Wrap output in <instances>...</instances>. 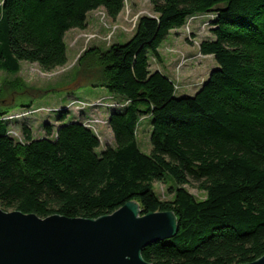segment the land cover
<instances>
[{
    "label": "trees",
    "instance_id": "trees-1",
    "mask_svg": "<svg viewBox=\"0 0 264 264\" xmlns=\"http://www.w3.org/2000/svg\"><path fill=\"white\" fill-rule=\"evenodd\" d=\"M124 1L2 0L0 70L16 75L21 62L44 72L63 67L66 32L84 30L99 8L116 20ZM148 1L156 16H140L126 42L89 46L77 59L79 72H97L88 85L105 90L98 99L116 104L106 108L114 145L96 152L100 139L83 123L90 108L63 124L73 100L49 110L59 113L58 125L43 123L41 137H33L28 118L4 119L13 113L0 101V208L95 219L135 201L141 215L172 211L177 221L173 237L142 249L145 261H254L264 255V0ZM204 13L214 18L199 50L217 66L192 96L177 97L174 81L152 70L150 57L159 60L170 32ZM18 103L16 112L40 107L31 99ZM144 117L148 154L137 142ZM16 127L22 140L9 133ZM155 182H173L172 198L162 200ZM186 186L205 197L196 199Z\"/></svg>",
    "mask_w": 264,
    "mask_h": 264
},
{
    "label": "rangeland",
    "instance_id": "rangeland-1",
    "mask_svg": "<svg viewBox=\"0 0 264 264\" xmlns=\"http://www.w3.org/2000/svg\"><path fill=\"white\" fill-rule=\"evenodd\" d=\"M142 15L156 16L148 0H125L124 8L116 20H111L102 8L90 12L87 18V27L84 30H70L65 36L68 46V61L63 67L51 72H44L36 64L22 62L20 72L16 75L0 70V101L9 103L8 106H11L9 113H15L20 108L18 102L21 99H31L32 105L46 109L64 107L76 98H82L92 103L96 98H88L89 92L93 89L89 87L88 83L96 80L97 72H79L77 67L79 55L89 46H99L105 49L114 42H126L134 33L137 20ZM209 21L210 15L186 20L183 27L172 30L160 45L159 60L161 57V62L150 57L151 69L159 67L174 81L177 87L175 93L177 97L192 96L201 80L204 77L207 79L209 72L216 66L213 58L202 55L199 50L200 42L211 37ZM17 79H21L22 84L18 85ZM22 89H26L28 93H24L25 95L19 93ZM89 108H85L88 109V114H93L102 120L107 119L106 108L97 105ZM69 111L70 115L62 121L63 124L70 122L71 116L75 118L79 116L75 106L71 107ZM58 117V112L51 113L41 110L28 117L26 123L31 127L33 137H41L44 135L43 123L54 124ZM144 120L141 119L137 127V142L142 152L148 154L151 150L150 121ZM108 128L107 123L102 121L98 123L97 135L101 144L96 149L97 153L105 145H114L112 133ZM15 131L16 139L22 140L18 127L15 128ZM172 184L173 182H155L153 189L162 200H169L172 198V194L169 192L168 186ZM186 188L196 199L200 200L205 197L204 192L195 186H186Z\"/></svg>",
    "mask_w": 264,
    "mask_h": 264
},
{
    "label": "water",
    "instance_id": "water-1",
    "mask_svg": "<svg viewBox=\"0 0 264 264\" xmlns=\"http://www.w3.org/2000/svg\"><path fill=\"white\" fill-rule=\"evenodd\" d=\"M176 232L172 211L141 215L135 201L95 219L0 208V264H152L142 249Z\"/></svg>",
    "mask_w": 264,
    "mask_h": 264
},
{
    "label": "built area",
    "instance_id": "built-area-1",
    "mask_svg": "<svg viewBox=\"0 0 264 264\" xmlns=\"http://www.w3.org/2000/svg\"><path fill=\"white\" fill-rule=\"evenodd\" d=\"M207 15H210V21L208 23L211 22V19L214 18V15L211 13H204V14H197V15H193L187 18V20H193V19H197L199 17H205ZM97 105L98 107H113L116 106V104L113 102H106L104 100L97 99L95 101L91 102H87V101H82V100H73L69 103L68 107H74L77 110H84L85 108H89L91 106H95ZM44 111L47 110L49 111L50 109H46L45 107H32V108H28V109H23L21 111H18V113H13V114H8L4 117V119H19L22 120L24 118H28L30 117L32 114H34L36 111ZM102 121L103 123H107L106 120H102L99 119L98 117H95L93 114H89L83 121L84 125L87 126L89 129H91L95 134H98V123ZM9 133L13 136H15L17 133L14 129H10Z\"/></svg>",
    "mask_w": 264,
    "mask_h": 264
},
{
    "label": "crops",
    "instance_id": "crops-1",
    "mask_svg": "<svg viewBox=\"0 0 264 264\" xmlns=\"http://www.w3.org/2000/svg\"><path fill=\"white\" fill-rule=\"evenodd\" d=\"M90 14V13H89ZM71 30H74V29H71ZM70 31V30H69ZM68 31V32H69ZM66 34H67V32H66ZM66 34H65V36H66ZM66 42V41H65ZM67 45V44H66ZM158 52H159V49H158ZM67 54H68V46H67ZM206 56H209V57H211V58H213V56L212 55H206ZM213 60H214V58H213ZM67 61H68V58H67ZM160 62H161V57H160V60H159ZM32 64H34V63H32ZM21 65H22V62L20 63V69H21ZM217 66V65H216ZM214 68V67H213ZM212 68V69H213ZM153 70H159V71H161L162 73H164L165 75H166V73L165 72H163L159 67H157V68H155V69H153ZM20 72V71H19ZM18 72V73H19ZM210 73V72H209ZM168 76V75H167ZM209 76V75H208ZM205 77L201 80V82H200V84H198V88H199V86L201 85V83L203 82V81H205ZM198 88H195L194 89V91H197V89ZM105 94V90L103 89V88H100L99 90H97L96 88H93L90 92H89V94H88V98L89 99H95V98H97V97H100V96H102V95H104ZM148 120V118L147 117H144L142 120ZM144 120V121H145ZM56 125H58L57 123H55ZM109 129V128H108ZM149 131H150V128H149ZM109 132L111 133V130L109 129ZM150 133V132H149ZM112 137V140H113V136H111ZM100 144H101V142H100ZM110 145H112V144H110Z\"/></svg>",
    "mask_w": 264,
    "mask_h": 264
}]
</instances>
